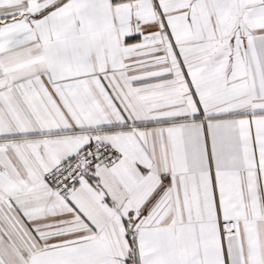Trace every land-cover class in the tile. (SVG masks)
<instances>
[{
	"label": "snow or ice",
	"instance_id": "6c2138e0",
	"mask_svg": "<svg viewBox=\"0 0 264 264\" xmlns=\"http://www.w3.org/2000/svg\"><path fill=\"white\" fill-rule=\"evenodd\" d=\"M0 264H264V0H0Z\"/></svg>",
	"mask_w": 264,
	"mask_h": 264
}]
</instances>
